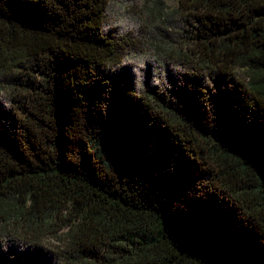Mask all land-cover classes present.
Wrapping results in <instances>:
<instances>
[{"label": "trees", "instance_id": "16d2710c", "mask_svg": "<svg viewBox=\"0 0 264 264\" xmlns=\"http://www.w3.org/2000/svg\"><path fill=\"white\" fill-rule=\"evenodd\" d=\"M108 1L0 0V264H61L55 232L69 264H264V0H176L195 73L157 95L107 70Z\"/></svg>", "mask_w": 264, "mask_h": 264}, {"label": "rangeland", "instance_id": "374dc122", "mask_svg": "<svg viewBox=\"0 0 264 264\" xmlns=\"http://www.w3.org/2000/svg\"><path fill=\"white\" fill-rule=\"evenodd\" d=\"M104 17L105 31L120 44L107 65L114 79L151 95L193 80L195 30L189 12L176 0H109ZM202 77L199 83H213L211 74ZM6 96L0 87V104L8 103ZM62 239L58 232L45 235L40 251L51 250L61 264H69Z\"/></svg>", "mask_w": 264, "mask_h": 264}]
</instances>
